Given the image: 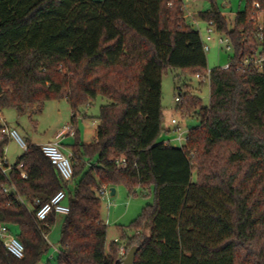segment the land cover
Listing matches in <instances>:
<instances>
[{
  "label": "trees",
  "instance_id": "obj_1",
  "mask_svg": "<svg viewBox=\"0 0 264 264\" xmlns=\"http://www.w3.org/2000/svg\"><path fill=\"white\" fill-rule=\"evenodd\" d=\"M210 1L199 16L230 37L234 53L228 69H211L209 105L190 84L178 87L181 112L199 120L180 146L158 139L163 74L178 67L203 77L208 65L184 0H0V109L39 112L65 98L75 127L70 181L30 140L14 164L27 177L0 168V222L17 225L25 246L17 258L0 238V264L43 258L55 216L39 223L35 201L60 189L70 212L58 264H123L126 239L127 250L138 246L134 264H264V62L242 63L264 53V18L261 30L252 18L264 17V0H247L233 26ZM98 99L96 137L85 142L77 117ZM8 142L0 137V156ZM120 184L153 189L154 201L108 244L100 190Z\"/></svg>",
  "mask_w": 264,
  "mask_h": 264
},
{
  "label": "rangeland",
  "instance_id": "obj_2",
  "mask_svg": "<svg viewBox=\"0 0 264 264\" xmlns=\"http://www.w3.org/2000/svg\"><path fill=\"white\" fill-rule=\"evenodd\" d=\"M192 8L185 12L187 20L195 28L200 31L204 42L208 43L210 48L206 50L208 57V65L205 69V74L208 70L214 67H224L231 61L234 49L228 47V44L220 42L221 37H226V33L215 29L212 33V39L207 40L208 22L199 16V12L211 7L210 0H190ZM221 11L226 15L228 23L233 26L236 14L245 8L247 0H229L227 6L224 5V0H217ZM194 11V12H193ZM162 83V105L164 113V130L162 134L167 133L165 126H172V118H177L180 125L185 130L184 136L188 137L189 129L198 124L199 120L196 115H183L179 108V103L176 96L179 95L178 87L183 88L185 92V84H190L191 90L200 97L203 104H210V77L206 80H201L191 69H167L163 74ZM101 100L98 99L95 103L86 108L87 117L84 114L77 117L78 128L81 133V139L85 142L93 140L96 134V124L98 119L95 117L99 113ZM7 122L10 126L17 129L20 136L25 140H33L36 143H43L50 139L56 130H60L72 123V108L67 99H51L45 102L42 111L20 114L15 108L7 107L2 110ZM93 116V117H92ZM170 133V132H169ZM174 136L178 133L173 129ZM163 138V137H162ZM173 144L178 145L177 141H172ZM24 150L19 148L15 139H9L6 145V157H8L9 164H15L18 158L23 154ZM196 175L194 174V179ZM74 188V184L70 185ZM116 194L111 195L106 193L102 199V217L108 224L107 243L109 244L115 237H122L121 227L127 228L131 222L140 215L142 209L147 204L153 203V189H144L137 187L134 192H130L126 185L120 184L116 186ZM136 192V193H135ZM64 202H68V196ZM66 214L57 213L56 220L50 228L48 243V251L43 255V260L51 259V264H58V255L60 249V239L62 232V225ZM10 230L17 234L20 230L17 225H9ZM124 242L128 246L127 239ZM129 251V250H128Z\"/></svg>",
  "mask_w": 264,
  "mask_h": 264
},
{
  "label": "built area",
  "instance_id": "obj_3",
  "mask_svg": "<svg viewBox=\"0 0 264 264\" xmlns=\"http://www.w3.org/2000/svg\"><path fill=\"white\" fill-rule=\"evenodd\" d=\"M225 3H227L229 0H224ZM190 0H184L183 3V9L187 11L189 9ZM255 7L258 6L257 3H254ZM252 18L255 20V24L257 25L258 29L261 30L263 28V12L257 11L253 13ZM216 25L213 21L208 22V35L207 40L212 39V32L215 31ZM204 42V41H203ZM220 42L224 44H228V47H232L231 39L229 36L226 35V37H221ZM210 48L209 44L204 42V49L205 51ZM263 62H264V53H260V51L256 50L252 57L243 59V65H249V64H255L259 68H263ZM230 67V64L227 63L224 68L228 69ZM211 70H208L207 74L205 76H201L200 74H197V76L203 80H206L207 77H210ZM176 99L179 100V96H176ZM172 123L174 124V130L178 133V135L174 137V141L178 142V145L184 146L187 142V138H185L184 134L185 130H183V127L180 125L177 118H172ZM0 137L6 136L8 139H15L19 145L25 150L28 148V144L24 138H22L17 131L16 128L10 126L8 122L5 120L2 110L0 109ZM75 134V127L73 123H68L64 129H62L56 136V138L52 141L45 142L41 144V149L45 153L46 156H48L52 163L57 168L58 172L62 176L64 180L70 181L74 174V166L71 161V155H69L63 148L62 140L67 135H74ZM6 155V147L4 149V155L0 156V168L3 172L9 173L12 169H20L22 177H27V172L22 170L23 168V162L20 163L18 166L14 165H8L5 160ZM118 164H124L126 163V158L124 156H121L117 160ZM7 190V188H5ZM106 193H110V187L104 185L102 186L100 190L101 197L103 198ZM67 197V191L65 189L58 190L48 201L44 203H40L39 199L35 202L39 204L38 209L36 210V220L44 225L45 227L49 225L48 218L50 216H54L57 213L62 214H68L70 212V205L69 203L64 202ZM104 199V198H103ZM45 237L48 239V233H45ZM0 238L3 240L4 246L7 248L9 253L14 255L17 258H23L25 254V246L21 242V240L14 234L10 228L9 225L0 222ZM115 242H119L120 238L115 237L113 239ZM127 247L126 243L123 242L122 245H120L118 254L121 257H125L127 255ZM35 264H47V261H44L43 259L37 261Z\"/></svg>",
  "mask_w": 264,
  "mask_h": 264
},
{
  "label": "crops",
  "instance_id": "obj_4",
  "mask_svg": "<svg viewBox=\"0 0 264 264\" xmlns=\"http://www.w3.org/2000/svg\"><path fill=\"white\" fill-rule=\"evenodd\" d=\"M224 5H226L227 6V3H225L224 2ZM190 9L192 8V2L190 3ZM205 10V9H204ZM194 12V11H193ZM223 13V12H222ZM224 14V13H223ZM225 15V14H224ZM2 114H3V112H2ZM3 116H4V114H3ZM4 118H5V116H4ZM5 120L7 121V119L5 118ZM171 122H172V119H171ZM98 123H99V121H98ZM98 123L96 124V133H97V126H98ZM66 125H64V127H65ZM64 127L62 128V129H64ZM172 128V126H165V129H166V131H167V133H164V134H160V136H159V141H163V142H168V141H173V139H174V134L172 133V130L174 129H171ZM62 129H60V130H56L55 132H54V134L52 135V137L50 138V139H48L47 141H45V142H48V141H52V140H54L55 138H56V136H57V134L62 130ZM170 132V133H169ZM73 137H74V135H67V136H65V138L62 140V144H63V148H64V150L69 154V155H72V149H71V147L70 146H68V143L69 142H71L72 140H73ZM96 137V134H95V136H94V138ZM163 137V138H162ZM93 138V139H94ZM31 142H33V143H35V144H38V145H40L41 146V144H43V143H45V142H43V143H36V142H34L33 140H30ZM17 142V141H16ZM91 142V141H90ZM17 144L19 145V143L17 142ZM19 148H22L20 145H19ZM23 149V148H22ZM24 150V149H23ZM5 160H6V163L8 164V165H14V164H9V162H8V157H6V155H5ZM66 203H68V202H66ZM54 216H55V220H56V217H57V214L55 215L54 214ZM48 236H49V234H48Z\"/></svg>",
  "mask_w": 264,
  "mask_h": 264
},
{
  "label": "water",
  "instance_id": "obj_5",
  "mask_svg": "<svg viewBox=\"0 0 264 264\" xmlns=\"http://www.w3.org/2000/svg\"><path fill=\"white\" fill-rule=\"evenodd\" d=\"M2 91H3V86H2V83L0 81V93ZM116 191H117V189L115 186L110 187V194L111 195L116 194ZM137 251H138V246H136V245L132 246L129 249V251L127 252V255L124 257L123 264H134Z\"/></svg>",
  "mask_w": 264,
  "mask_h": 264
}]
</instances>
